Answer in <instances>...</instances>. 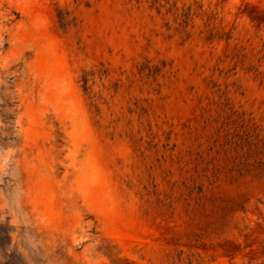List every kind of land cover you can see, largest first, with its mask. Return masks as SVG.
Listing matches in <instances>:
<instances>
[{
	"label": "rangeland",
	"instance_id": "obj_1",
	"mask_svg": "<svg viewBox=\"0 0 264 264\" xmlns=\"http://www.w3.org/2000/svg\"><path fill=\"white\" fill-rule=\"evenodd\" d=\"M0 264H264V0H0Z\"/></svg>",
	"mask_w": 264,
	"mask_h": 264
}]
</instances>
